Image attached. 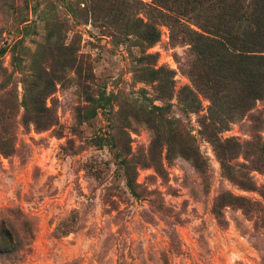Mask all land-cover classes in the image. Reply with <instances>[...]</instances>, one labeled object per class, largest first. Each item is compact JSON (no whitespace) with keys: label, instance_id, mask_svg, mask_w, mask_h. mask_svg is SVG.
I'll return each instance as SVG.
<instances>
[{"label":"rangeland","instance_id":"obj_1","mask_svg":"<svg viewBox=\"0 0 264 264\" xmlns=\"http://www.w3.org/2000/svg\"><path fill=\"white\" fill-rule=\"evenodd\" d=\"M64 1L0 0V50L11 49L21 39L34 49L44 31L38 14L51 9L53 2L58 16L65 17ZM23 18L28 21L21 24ZM25 24L33 26L25 28ZM160 28V40L144 52L132 41L116 44L99 27L72 25L67 41L75 38L79 53L91 63L90 90L112 95L111 104L99 109L95 118L79 122L78 108L87 103L86 94L74 71H69L68 79L59 81L47 99L57 111V125L44 131L25 127L20 108L10 127L15 152L0 151V264H264V227L257 228L238 206L225 208L227 227L220 226L212 212L214 199L223 190L263 203L264 198L232 183L222 173L212 144L200 134L199 117L209 100L203 99L200 113L184 115L173 107V114L180 116L183 129L196 137L207 158L205 175L182 156L167 159L164 151L167 174L162 177L152 166L140 167L137 182L143 196L137 198L107 144L110 138L129 142L131 155L137 156L149 150L153 131L135 114L156 93L152 84L138 81L139 66L174 70L175 93L191 84L184 71L189 46L173 44L168 26ZM149 53L157 54L156 62L143 56ZM170 56L177 68L167 63ZM0 63L12 70L11 51L0 54ZM20 76L15 73L21 100ZM0 95H6L1 87ZM173 102L177 104L176 97ZM254 111L264 117V100ZM252 134L253 120L247 115L223 135L244 142ZM252 175L259 185L264 183V172Z\"/></svg>","mask_w":264,"mask_h":264},{"label":"trees","instance_id":"obj_2","mask_svg":"<svg viewBox=\"0 0 264 264\" xmlns=\"http://www.w3.org/2000/svg\"><path fill=\"white\" fill-rule=\"evenodd\" d=\"M38 14L43 21V33L34 49L23 39L14 47H4L0 54L11 51L10 71L0 63L4 80L0 87V151L15 152L14 134L10 127L20 108L21 123L44 131L59 123L57 111L47 104L59 81L68 79V72L78 77L87 103L78 108L81 123L95 118L99 109L111 104L112 95L90 90L93 70L88 57L80 54L77 40L67 41L74 24H91L112 35L116 44L132 41L144 52L161 38V25L168 26L173 44H187L189 59L184 71L191 84L175 93V71L165 66L144 65L138 68V81L152 84L156 96L137 107L135 116L153 131L147 154L131 155L129 142L120 144L110 138L118 168L133 196L140 198L141 184L137 182L140 167H154L164 177L162 153L169 160L182 156L190 160L202 174L208 172L207 158L201 153L196 137L183 129V120L173 114L178 106L184 115L200 113L203 99L209 100L207 111L200 115L199 132L208 140L220 161L222 173L234 184L264 198V183L258 184L253 171L264 172V117L255 113L264 100V0H65V17L58 16L56 7ZM34 12L37 14V10ZM143 13L142 16L140 14ZM70 16V17H68ZM72 19L73 23L70 22ZM28 21L23 18L21 24ZM37 22L34 21V25ZM33 25L25 24V28ZM153 57L157 54H144ZM142 58L140 59V61ZM15 73L23 95L19 99ZM142 91H147L142 88ZM176 97L177 104L173 102ZM160 101L156 103L155 101ZM250 115L253 134L241 142L236 136H224L232 123ZM15 118V119H14ZM9 121V123H7ZM97 139H105L97 136ZM103 143H100L102 145ZM244 161H240V157ZM147 192L149 190H146ZM238 206L254 219L257 228L264 227V203L229 190L214 199L212 212L222 227L229 225L225 208ZM68 230L67 232H70ZM7 234V233H6ZM264 262V257H263Z\"/></svg>","mask_w":264,"mask_h":264},{"label":"built area","instance_id":"obj_3","mask_svg":"<svg viewBox=\"0 0 264 264\" xmlns=\"http://www.w3.org/2000/svg\"><path fill=\"white\" fill-rule=\"evenodd\" d=\"M167 61H168L167 63H168L171 67H173V68H177V65H176V63H175V60L173 59L172 56H170V57L168 58Z\"/></svg>","mask_w":264,"mask_h":264}]
</instances>
